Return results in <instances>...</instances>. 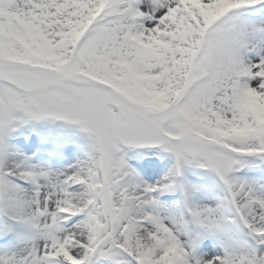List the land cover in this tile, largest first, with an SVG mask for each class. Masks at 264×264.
I'll return each mask as SVG.
<instances>
[{"label": "snow or ice", "instance_id": "obj_1", "mask_svg": "<svg viewBox=\"0 0 264 264\" xmlns=\"http://www.w3.org/2000/svg\"><path fill=\"white\" fill-rule=\"evenodd\" d=\"M0 264H264V0H0Z\"/></svg>", "mask_w": 264, "mask_h": 264}]
</instances>
